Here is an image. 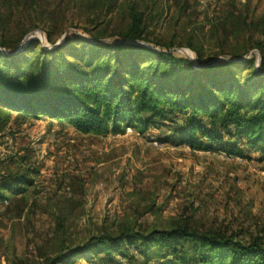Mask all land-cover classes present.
Segmentation results:
<instances>
[{
	"label": "rangeland",
	"instance_id": "374dc122",
	"mask_svg": "<svg viewBox=\"0 0 264 264\" xmlns=\"http://www.w3.org/2000/svg\"><path fill=\"white\" fill-rule=\"evenodd\" d=\"M24 1L0 0V15L9 20L0 22V41L32 24L24 39L38 38L45 46L43 30L50 28L60 41L73 32L110 41L129 27L135 7L144 14L151 46L171 45L193 61L195 49L206 65L237 53L254 57L260 68L264 56V0ZM236 73L254 71L245 65ZM165 116L145 127L124 122L96 134L49 116L0 114V184L15 173L34 180L0 201V264H47L92 236L128 226L161 230L184 220L243 242L264 240V154L247 138L226 134L238 153L217 144L209 151L193 149L174 135L185 116ZM155 249L151 245L149 252ZM112 256L124 261L118 251Z\"/></svg>",
	"mask_w": 264,
	"mask_h": 264
},
{
	"label": "trees",
	"instance_id": "16d2710c",
	"mask_svg": "<svg viewBox=\"0 0 264 264\" xmlns=\"http://www.w3.org/2000/svg\"><path fill=\"white\" fill-rule=\"evenodd\" d=\"M136 9H131L129 27L110 41L74 32L60 41L50 28L43 30L49 43L45 46L38 38L24 39L33 24L9 33L0 41V114L7 119L13 112L49 116L96 134L124 122L145 127L166 114H179L185 116V126L174 135L193 149L209 151L217 144L238 153L239 145L225 141L226 134L238 141L247 138L264 154V56L260 68L254 57L237 53L206 65L195 49L198 58L193 61L171 45L151 46L144 38V14ZM8 21L0 15L2 24ZM245 65L253 67V76L236 73ZM4 178L0 201L8 198L7 192L18 194L34 184L26 172ZM127 245L132 250L122 251ZM151 245L156 249L149 252ZM67 249L47 264H264L263 238L243 242L219 229H198L187 220L161 230L128 226ZM115 251L124 261L112 256Z\"/></svg>",
	"mask_w": 264,
	"mask_h": 264
}]
</instances>
